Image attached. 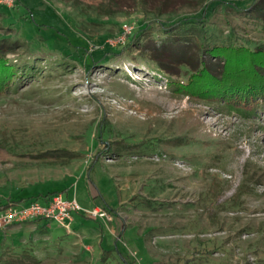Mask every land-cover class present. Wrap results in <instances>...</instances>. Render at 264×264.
<instances>
[{
    "label": "rangeland",
    "instance_id": "obj_1",
    "mask_svg": "<svg viewBox=\"0 0 264 264\" xmlns=\"http://www.w3.org/2000/svg\"><path fill=\"white\" fill-rule=\"evenodd\" d=\"M258 1L106 0L107 12L98 0L0 2V42L23 46L10 58L69 64L0 99L9 151L0 205L67 187L83 209L104 205L113 215L107 223L83 214L71 234L51 222L0 229V264H264V114L243 118L176 97L161 72L140 67L164 53L178 79L196 65L190 36L170 37L162 25L204 22L203 45L264 44V25L240 15ZM143 32L148 46L123 53ZM243 185L238 205L225 206Z\"/></svg>",
    "mask_w": 264,
    "mask_h": 264
},
{
    "label": "trees",
    "instance_id": "obj_2",
    "mask_svg": "<svg viewBox=\"0 0 264 264\" xmlns=\"http://www.w3.org/2000/svg\"><path fill=\"white\" fill-rule=\"evenodd\" d=\"M136 1L130 0L129 6L135 4ZM105 2L106 0H98L95 3L100 12H107ZM116 12L117 10L112 11V13ZM240 15L242 17L245 16L243 17L244 20H248L249 23L264 25V0L255 3L251 9H247L246 11L241 10ZM31 22L37 25L40 28L39 30L49 28V26L38 23L35 19H31ZM188 23L193 22L174 23L170 27L166 25H162L161 27L162 31L165 34H169L170 37L180 34H188L190 36L191 40H187V42L194 43L200 52L196 65L192 64L187 73L178 79L175 78L173 72L168 70L173 65L161 60L164 53H161L160 57L156 54H151L148 59L149 61L146 60L145 65H140V67L161 72V76L164 75L165 80L168 82V88L176 97L189 98L214 106L226 114H237L243 118H257L259 115L264 114V44H254L255 47H252L248 45L249 42L239 37L231 39L228 43L207 42V45H203L200 42V37H203L202 34L207 32L208 25L204 22L198 25ZM52 30V28H49L50 32ZM145 32L140 36H134L133 40L122 48V52H126L127 54V51L131 49H145L148 46ZM53 34L58 36L60 42L68 44V46L70 45L78 49L83 48L88 51L87 46L75 44L65 33L55 31ZM22 47L19 43H10L6 40L0 42V99L18 92L21 85L26 82L37 81L40 77L44 78L45 72L48 73L45 78L49 79L53 76L52 72L56 67L66 69L69 66L68 62L64 59L60 62H53L47 57H33L31 55H19L15 58L9 57V54H15ZM184 53H181L180 57H183ZM69 57L70 55L65 53V58ZM181 60L178 58V62H181ZM153 78L155 80L161 79L157 74ZM109 147H104L97 156V161L102 154L108 153ZM8 155V149L0 145V161H4L9 157ZM68 190L69 188H63L27 198H11L0 205V208L5 207L10 202L23 204L25 201H29L30 204L41 200L46 201L56 194L65 195V191ZM246 193L244 185L241 186L233 198L226 201L225 206L235 208L238 205L239 199ZM112 212L115 211L112 210Z\"/></svg>",
    "mask_w": 264,
    "mask_h": 264
},
{
    "label": "built area",
    "instance_id": "obj_3",
    "mask_svg": "<svg viewBox=\"0 0 264 264\" xmlns=\"http://www.w3.org/2000/svg\"><path fill=\"white\" fill-rule=\"evenodd\" d=\"M17 0H0L1 4L12 8ZM125 33H131V28L124 27ZM82 213L92 219L103 222L113 221V216L107 208L95 207L83 209L76 199H67L63 194H56L44 202L36 201L30 204L8 203L0 209V229L8 230L17 225L35 222H51L60 228L73 232L75 214Z\"/></svg>",
    "mask_w": 264,
    "mask_h": 264
},
{
    "label": "crops",
    "instance_id": "obj_4",
    "mask_svg": "<svg viewBox=\"0 0 264 264\" xmlns=\"http://www.w3.org/2000/svg\"><path fill=\"white\" fill-rule=\"evenodd\" d=\"M67 188V187H66ZM65 189V188H64ZM38 194H41V193H38ZM37 195V194H36ZM65 197H66V195H64ZM67 198L68 199H76V196H71L70 194L67 196ZM95 207H97V206H94V207H92V208H90V209H93V208H95ZM98 207H101V208H107L106 206H98ZM97 207V208H98ZM107 210H109V208H107ZM110 212V211H109ZM113 216V215H112ZM83 217H85L82 213H77V214H75V219H74V222H73V225H72V228H73V231L74 230H76V227H75V224L78 222L77 221V219H79V218H83ZM101 221V220H100ZM103 222V221H102Z\"/></svg>",
    "mask_w": 264,
    "mask_h": 264
}]
</instances>
